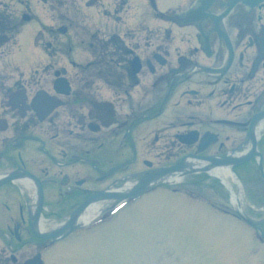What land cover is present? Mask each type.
<instances>
[{
    "label": "flooded vegetation",
    "instance_id": "obj_1",
    "mask_svg": "<svg viewBox=\"0 0 264 264\" xmlns=\"http://www.w3.org/2000/svg\"><path fill=\"white\" fill-rule=\"evenodd\" d=\"M203 25L201 38L131 40L121 57L113 54L116 79L103 86L114 89L99 100L77 89V77L65 95L39 89L34 74L26 81L0 74V264H20L39 250L40 189L45 228L121 175L150 173L187 156L212 166L249 155L223 169L226 181L204 172L203 183L238 191L254 173L261 182L255 189L264 193V9L237 6L223 23L210 18ZM89 90L102 96L103 89ZM254 208L247 213L263 219L264 206Z\"/></svg>",
    "mask_w": 264,
    "mask_h": 264
},
{
    "label": "rangeland",
    "instance_id": "obj_2",
    "mask_svg": "<svg viewBox=\"0 0 264 264\" xmlns=\"http://www.w3.org/2000/svg\"><path fill=\"white\" fill-rule=\"evenodd\" d=\"M1 1L10 3L17 12H21L26 2H29L30 4L27 5L30 7L29 12L32 15L38 16V21L40 22L39 28L40 31H43L41 40L45 45H48L50 42L58 45V48L56 47L55 50L59 49V45H62L61 40L64 38L55 34V40L54 35L49 31L50 25L67 22L70 23L73 31L77 30V34L81 30L87 28L94 30L96 27L84 9L87 0H50L47 7H41L36 0ZM123 1L92 0L95 3V10H88V13L93 12L95 14L96 11V15L103 14L105 16V14H108L109 17H104V22L109 24L113 22L110 11L114 7L124 5ZM132 1L129 13H125L121 19L126 24H133V20L137 16L138 9ZM157 1L159 8L163 11L174 8L179 3V0ZM19 3L23 4L19 5ZM153 26L164 27L166 25L163 22L153 21ZM36 32V23L32 22L23 25L18 44L21 48L20 54L30 55L33 52ZM125 32L126 36L130 37L132 30H125ZM78 45H80L79 42ZM51 50L52 47L48 51L49 54ZM37 54L40 56L44 53L42 50H39ZM78 54L82 55L81 52ZM43 64L45 63H40V65ZM201 177H204V175L196 173V176H189L183 181L186 183L187 179L194 181ZM260 183L259 187H261ZM219 184L223 185L222 183ZM249 184L251 186H248ZM176 185L180 186L179 183ZM257 185L258 183L248 182L246 184L247 188L242 193L243 197H240V204L244 207L246 206V212L248 211L247 207H263L264 193H259L257 192L258 190L254 189L259 188ZM185 187H187L186 189L193 190L194 192L197 190L206 195L212 193V190L206 186L188 184ZM214 190H217L220 195L224 192V189L220 186ZM204 194L201 195L204 196ZM135 207L142 212L139 213L136 210L135 217L130 220L128 219L129 221L127 220L122 227H120V217L111 223L107 227V231L102 233L101 236H72L58 244L49 255L47 254V258L51 260L49 264H241L243 256L246 254L245 251H247L245 249L251 246L246 230H244L245 228L242 230L238 225L229 223L225 219H220L212 211L206 213V210L204 211L201 206L195 204L190 199H185L179 194L166 195L163 191L158 190L147 195ZM218 222H224L223 224L228 223L236 227L223 234L224 228ZM146 226L158 232L160 236L156 237L157 240L152 237L148 238L145 233H142L139 237H132L149 229ZM148 239L151 241V245L148 244ZM159 239L162 240L160 242L161 246H152ZM75 243H82L84 247L81 246V249H78V245ZM213 243L216 246L231 244L233 251L220 246L214 252ZM199 244L204 247L205 251H210V248H212L211 253L207 252L210 256L208 261L200 262L196 258V251L200 248ZM113 251H122L124 254L119 256Z\"/></svg>",
    "mask_w": 264,
    "mask_h": 264
},
{
    "label": "bare ground",
    "instance_id": "obj_3",
    "mask_svg": "<svg viewBox=\"0 0 264 264\" xmlns=\"http://www.w3.org/2000/svg\"><path fill=\"white\" fill-rule=\"evenodd\" d=\"M263 128V125H260L259 126V130H261ZM208 162V161H207ZM206 165H208V168L206 169V171H208L209 173H213V174H216V175H219L221 176L225 181H226V178L223 176V169L224 168H220V167H212L211 165H209V162L206 163ZM201 166H204V163L203 162H193L192 159H186L184 161V164H183V168L185 170V168H190L191 170H195V169H198L199 167ZM181 173H179L178 171L176 172H164L159 178L158 180L159 181H176V180H179L181 179ZM183 176V175H182ZM232 178L236 180V177H234V175L232 174ZM229 183H231L230 181H228ZM21 184H24V181H21ZM127 185V184H126ZM145 198V197H144ZM142 198V200L144 199ZM236 202H238V199L235 198L234 199ZM235 201H233L234 203H236ZM102 205V201H99V200H96L94 202H92L88 207H87V214L85 216H89V217H92L93 215L97 214L99 212L98 208ZM137 205V203L135 204V206ZM127 209V208H126ZM125 209V210H126ZM125 210L122 212L124 213ZM120 217V214L118 215L117 219ZM224 222H221V227L225 228V229H228V228H233L232 225L226 223V224H223ZM39 228L40 230H44L45 229V223L41 220L40 221V225H39ZM104 230V229H103ZM102 230V231H103ZM233 230V229H232ZM102 231H100L99 233H101ZM97 234V233H96ZM96 234H93V236H95ZM173 239V238H172ZM76 245H78V249H81V246L84 247V245L82 243H75ZM65 251V250H64ZM115 254H118L119 256H122L124 253L122 251L120 252H117V251H113ZM58 256V255H57Z\"/></svg>",
    "mask_w": 264,
    "mask_h": 264
},
{
    "label": "water",
    "instance_id": "obj_4",
    "mask_svg": "<svg viewBox=\"0 0 264 264\" xmlns=\"http://www.w3.org/2000/svg\"><path fill=\"white\" fill-rule=\"evenodd\" d=\"M176 168H177V166H174V167H172V168L169 169V170H172V171H173V170H176ZM140 186H141V185L138 184V186L135 187V188L133 189L132 192L135 193L136 191H138V190L140 189ZM130 193H131V192H130ZM72 226H73V225L69 223L64 229H62L61 231L57 232V233H56L55 235H53L52 237L55 238V239L62 237L63 235L67 234L71 228H73Z\"/></svg>",
    "mask_w": 264,
    "mask_h": 264
}]
</instances>
